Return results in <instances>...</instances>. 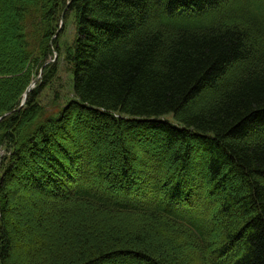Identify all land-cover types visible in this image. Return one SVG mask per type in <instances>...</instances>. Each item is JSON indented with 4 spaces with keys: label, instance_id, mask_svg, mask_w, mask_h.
Wrapping results in <instances>:
<instances>
[{
    "label": "trees",
    "instance_id": "obj_1",
    "mask_svg": "<svg viewBox=\"0 0 264 264\" xmlns=\"http://www.w3.org/2000/svg\"><path fill=\"white\" fill-rule=\"evenodd\" d=\"M59 60L72 99L48 111ZM0 117V264H190L152 241L173 227L198 264H264V0H0ZM96 146L120 172L92 169ZM46 189L58 202L21 228L12 203Z\"/></svg>",
    "mask_w": 264,
    "mask_h": 264
},
{
    "label": "rangeland",
    "instance_id": "obj_2",
    "mask_svg": "<svg viewBox=\"0 0 264 264\" xmlns=\"http://www.w3.org/2000/svg\"><path fill=\"white\" fill-rule=\"evenodd\" d=\"M65 31L63 32V34L60 36L59 38V43L60 45L64 42V41H69L70 38V33L72 32V18L69 17V19L67 20L66 24H65ZM60 65L59 71L57 76L52 80V82L49 84V86L46 87V89L43 90V92L41 93L40 97L38 98V103L42 106L45 107V109H47L48 111H52L55 108L56 109H61L64 108L68 102L72 99V94H71V82H70V75H69V71L66 67V65L63 62L57 61ZM167 119L171 120L170 117H167ZM76 123H73L72 121L70 123H68L67 125L69 126V129L71 130L72 135L74 134L75 140L76 142L80 139L83 138V135L80 136V133H77V128L75 127ZM125 133H127V129L123 130ZM60 137L58 138V140L61 141H65L63 137H61L62 134H59ZM135 136V135H134ZM133 136V137H134ZM89 140V139H88ZM69 141V140H66ZM76 142H74V145H76ZM73 145V144H71ZM73 145V146H74ZM97 147V146H96ZM65 150L67 151V156H65L63 153H59L58 156L62 157V161L66 165L67 168H65L66 170H68V173L70 172V167L72 166L69 161H68V157L71 153V155H73L75 153V149L76 148H70L67 146H64ZM139 148V147H137ZM135 149L137 151V153L139 154L138 156L140 157V154H145V150L143 149ZM71 149V150H70ZM7 147H3L0 149V163H1V159L3 156H5ZM96 151L90 150V157H91V167L93 170H97V166L98 164H100V167H105L107 168L108 166H112L114 167L113 170L114 171H118L120 172V168L122 167V158L120 159L119 156H117V158L119 157V162L117 160L111 161V159H108L106 157H99V159H97V153L98 151L100 152L99 148H95ZM102 150V149H101ZM70 152V153H69ZM198 152V151H197ZM101 153V152H100ZM137 153H136V158H137ZM199 154V152H198ZM197 155V154H196ZM137 158V163L142 162V158ZM68 161V162H67ZM100 161V162H99ZM205 162L204 158H195L194 154H193V158L189 161L188 160V170H187V176H188V180L190 184H193L196 182V178H198L197 176H199V171L200 168L205 169V164L202 165V167L200 166V163L202 164V162ZM137 163H133L131 161V166L128 167L132 173H140L139 178L137 181L140 182V180H147L144 175L143 172L140 171L139 166H137ZM148 164H153V162H147ZM199 163V165L197 166V164ZM165 166H164V165ZM161 161V164L158 165V170L161 171V173L164 174V172H166L167 175L173 177V176H178V174H180L181 172H183V170L175 169V167L173 166V168L168 171V166H167V162H163ZM163 165V166H162ZM166 167V168H165ZM137 168V169H136ZM137 171H136V170ZM155 169V167H154ZM179 172V173H178ZM176 173V174H175ZM1 174V171H0ZM193 175L196 176V178L193 179ZM56 176V175H54ZM63 178V177H62ZM67 178V177H65ZM192 178V181H190V179ZM59 179V177H58ZM65 184L68 182L67 179H65ZM70 182V181H69ZM68 182V184H69ZM117 182V181H115ZM48 188V187H47ZM48 189L45 190V192H32L30 193V197L31 198L29 201H25V200H18L12 203V207L17 211L16 214L14 215L15 219L19 222L20 227L23 228L26 225H29L31 227V230L35 231V227H36V221L37 218L39 216L40 213H44V212H49V207L51 206V203H56L58 202L57 200L52 199V195L49 192H46ZM63 190V189H62ZM66 189H64V194ZM15 197H22L24 196V193L16 191L14 192ZM68 195V194H65ZM55 196V195H54ZM57 197L61 196L60 194H56ZM14 197V196H13ZM11 196V198H13ZM44 203V204H42ZM37 207V206H40ZM23 206V207H22ZM217 213V212H216ZM215 213V216H216ZM140 223V222H138ZM169 228V227H168ZM171 230L173 233H165L164 235H159V236H153L152 241L155 244H160L161 250L163 252H165V254H170V252L172 251H179L180 252V257H182L184 259V262H189L190 264H198V262L200 261V257L199 254H197L196 248L194 247L193 241H190L189 238L186 236V234L182 233L181 231H179L178 228L173 227ZM214 240V238H213ZM19 256H20V251L19 249L14 250L12 257H11V261H14V264L18 263L19 261ZM121 258V257H119ZM119 260V259H117ZM123 264L124 262L121 261ZM112 264H117V262L112 263ZM131 264H142V263H131Z\"/></svg>",
    "mask_w": 264,
    "mask_h": 264
},
{
    "label": "water",
    "instance_id": "obj_3",
    "mask_svg": "<svg viewBox=\"0 0 264 264\" xmlns=\"http://www.w3.org/2000/svg\"><path fill=\"white\" fill-rule=\"evenodd\" d=\"M64 13H65V10L62 12V14H61V22H60V28H59V30L62 28V26H63V21H64V19H63V17H64ZM58 30V31H59ZM58 31L56 32V35H57V33H58ZM1 118V117H0Z\"/></svg>",
    "mask_w": 264,
    "mask_h": 264
}]
</instances>
